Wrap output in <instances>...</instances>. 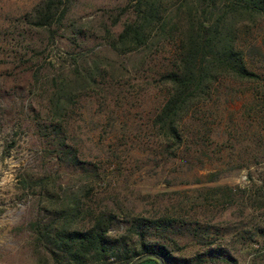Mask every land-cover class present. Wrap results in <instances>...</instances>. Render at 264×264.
Masks as SVG:
<instances>
[{"label": "rangeland", "instance_id": "374dc122", "mask_svg": "<svg viewBox=\"0 0 264 264\" xmlns=\"http://www.w3.org/2000/svg\"><path fill=\"white\" fill-rule=\"evenodd\" d=\"M38 1L0 0V264H55L32 244L27 223L37 208L21 176L44 171L35 119L47 112L52 79L68 75L76 60L99 64L106 74L98 79L109 84L83 94L71 112L73 141L82 157L100 167L101 185L143 213L156 209L151 197L156 193L168 198L161 201L165 205L175 203V190L196 197L209 185L239 187L232 203L202 196L187 200L182 211L195 214L191 219L203 223L208 236L171 233L169 246L178 257L202 255V264H264V195L255 191L264 182V101L248 97L249 85L234 83V94L243 97L230 102L221 97L213 105L212 132L197 134L203 138L196 146L198 161L194 153L158 160L151 154L150 122L163 101L156 81L172 61V46L122 54L107 44L105 30L117 34L129 16L121 14L127 0H71L65 26L50 39L48 31L30 29L24 18ZM216 170L220 176L211 181L208 174ZM59 175L67 183L78 170L61 167Z\"/></svg>", "mask_w": 264, "mask_h": 264}, {"label": "trees", "instance_id": "16d2710c", "mask_svg": "<svg viewBox=\"0 0 264 264\" xmlns=\"http://www.w3.org/2000/svg\"><path fill=\"white\" fill-rule=\"evenodd\" d=\"M71 2L39 0L24 18L30 29L46 30L53 39L65 26ZM121 11L129 15L121 30H105L113 50L127 54L161 51L167 44L173 48L171 63L157 75L164 92L150 122L151 154L168 162L194 153L197 162L196 146L203 141L197 134L212 132L208 118L214 115L213 105L221 97L224 102L243 97L234 94V83L249 85L248 97L264 101V0H127ZM105 74L97 63L76 60L68 75L52 79L47 112L35 119L44 171L21 176L37 208L27 223L34 249L52 256L55 264H131L144 253L157 254L164 264H202V255L178 257L169 246L171 233L208 236V228L191 219L195 214L182 211L184 204L201 196L232 203L239 187L209 185L197 189L201 196L196 197L175 190V203L165 205L161 201L168 198L160 192L151 196L158 204L152 213L128 208V198L101 185L100 167L82 157L73 141L74 104L91 90L108 88V82L98 79ZM54 165L55 170L49 168ZM61 167L78 170V176L63 183ZM220 173L210 171L208 177L214 181ZM255 191L264 195V182Z\"/></svg>", "mask_w": 264, "mask_h": 264}, {"label": "water", "instance_id": "95a60500", "mask_svg": "<svg viewBox=\"0 0 264 264\" xmlns=\"http://www.w3.org/2000/svg\"><path fill=\"white\" fill-rule=\"evenodd\" d=\"M147 258L156 259L159 262V264H164V260L155 253H144L138 256L137 258H135L131 264H138L140 261L147 259Z\"/></svg>", "mask_w": 264, "mask_h": 264}, {"label": "crops", "instance_id": "0c3cea01", "mask_svg": "<svg viewBox=\"0 0 264 264\" xmlns=\"http://www.w3.org/2000/svg\"><path fill=\"white\" fill-rule=\"evenodd\" d=\"M138 264H159V262L158 261L156 262L153 258H147V259L140 261Z\"/></svg>", "mask_w": 264, "mask_h": 264}]
</instances>
